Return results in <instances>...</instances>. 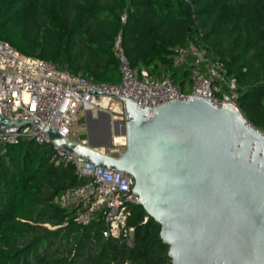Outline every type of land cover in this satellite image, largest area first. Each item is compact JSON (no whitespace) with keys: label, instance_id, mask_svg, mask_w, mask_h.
Here are the masks:
<instances>
[{"label":"trees","instance_id":"1","mask_svg":"<svg viewBox=\"0 0 264 264\" xmlns=\"http://www.w3.org/2000/svg\"><path fill=\"white\" fill-rule=\"evenodd\" d=\"M121 17H124L122 20ZM0 39L95 83L131 66L190 85L179 51L202 46L237 80L236 104L264 132V0H0ZM50 144L0 143V264H170L160 226L134 204L131 244L74 221L56 196L82 179Z\"/></svg>","mask_w":264,"mask_h":264},{"label":"water","instance_id":"2","mask_svg":"<svg viewBox=\"0 0 264 264\" xmlns=\"http://www.w3.org/2000/svg\"><path fill=\"white\" fill-rule=\"evenodd\" d=\"M88 93L119 97L125 125L87 109L83 145L31 122L57 147L131 177L137 204L160 226L170 264H264L263 131L239 110L200 96L167 101L149 116L148 106L128 98L93 88ZM28 122L0 118L6 126ZM120 133L126 139L120 155L95 149Z\"/></svg>","mask_w":264,"mask_h":264},{"label":"built area","instance_id":"3","mask_svg":"<svg viewBox=\"0 0 264 264\" xmlns=\"http://www.w3.org/2000/svg\"><path fill=\"white\" fill-rule=\"evenodd\" d=\"M122 20L124 17H121ZM119 59V81L95 83L70 72L54 62L22 54L7 41L0 39V118L29 122L22 126L0 124V143L17 144L33 140L50 144L55 164H71L82 182L65 188L55 201L60 207L72 211L74 221L87 225L102 223L101 235L106 238L125 239L131 244L134 226L128 223L131 207L137 204L132 192L131 177L123 171L101 168L52 144L44 127L32 123L36 119L44 126L77 143L88 145L85 128L79 121L89 109L94 115L105 111L118 125H125L128 115L119 97L109 94L88 93L96 89L128 98L136 105L148 106L149 116L155 106L167 101H188L192 96L210 99L216 107L239 110L236 104L237 80L228 75L223 63L214 58L210 50L190 45L179 51L177 60H187L191 68L190 85L180 88L169 77L153 78L145 69L131 66L128 58L115 43ZM77 89H82L81 92ZM121 104L113 105L112 100ZM125 138L124 134H118ZM95 147L98 151L118 156L123 144ZM127 264V262L123 263Z\"/></svg>","mask_w":264,"mask_h":264},{"label":"rangeland","instance_id":"4","mask_svg":"<svg viewBox=\"0 0 264 264\" xmlns=\"http://www.w3.org/2000/svg\"><path fill=\"white\" fill-rule=\"evenodd\" d=\"M112 103L113 105H116L117 103L118 104H121L120 101H117V100H112ZM79 125L82 127V128H85V131H86V121H85V115L83 116V118L79 121ZM84 134V137H87V135L85 133ZM125 150V145H121V147L119 148V152L122 153L123 151Z\"/></svg>","mask_w":264,"mask_h":264},{"label":"bare ground","instance_id":"5","mask_svg":"<svg viewBox=\"0 0 264 264\" xmlns=\"http://www.w3.org/2000/svg\"><path fill=\"white\" fill-rule=\"evenodd\" d=\"M114 141L115 143L123 144L124 142H126V139L121 135H115Z\"/></svg>","mask_w":264,"mask_h":264}]
</instances>
